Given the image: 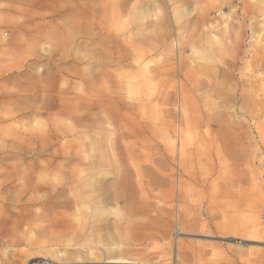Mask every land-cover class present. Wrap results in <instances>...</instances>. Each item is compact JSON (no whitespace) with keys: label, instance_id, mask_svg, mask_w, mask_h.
<instances>
[{"label":"rangeland","instance_id":"obj_1","mask_svg":"<svg viewBox=\"0 0 264 264\" xmlns=\"http://www.w3.org/2000/svg\"><path fill=\"white\" fill-rule=\"evenodd\" d=\"M146 2L0 0V264H264V0Z\"/></svg>","mask_w":264,"mask_h":264},{"label":"bare ground","instance_id":"obj_2","mask_svg":"<svg viewBox=\"0 0 264 264\" xmlns=\"http://www.w3.org/2000/svg\"><path fill=\"white\" fill-rule=\"evenodd\" d=\"M157 0H148V2H146L140 9H143L145 11H149V4L153 3V2H156ZM222 7V6H221ZM154 8V6H153ZM152 8V9H153ZM180 9L182 8H178L177 10L180 11ZM151 10V9H150ZM155 10V9H154ZM153 11V10H152ZM156 11V10H155ZM263 65V64H262ZM180 157V156H179ZM106 178V177H105ZM123 178V177H122ZM121 178V179H122ZM121 181V180H120ZM123 181V180H122ZM103 182H104V179L103 178H98V179H95L93 183H91L90 185L87 186V188H91L93 190H99L100 188H102L103 186ZM84 184V183H83ZM119 186V185H118ZM120 187V186H119ZM122 188V187H120ZM110 190V189H109ZM127 258H125L124 256H121V255H118V256H113V257H109L108 258V261L106 263H110V264H123V263H128L127 262Z\"/></svg>","mask_w":264,"mask_h":264},{"label":"built area","instance_id":"obj_3","mask_svg":"<svg viewBox=\"0 0 264 264\" xmlns=\"http://www.w3.org/2000/svg\"><path fill=\"white\" fill-rule=\"evenodd\" d=\"M32 264H51L49 260L46 259H38L34 261Z\"/></svg>","mask_w":264,"mask_h":264}]
</instances>
